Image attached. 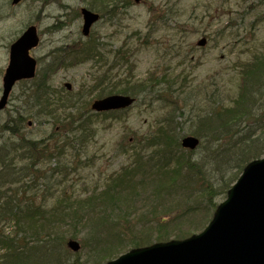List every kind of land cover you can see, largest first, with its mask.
Returning <instances> with one entry per match:
<instances>
[{"label": "trees", "instance_id": "obj_1", "mask_svg": "<svg viewBox=\"0 0 264 264\" xmlns=\"http://www.w3.org/2000/svg\"><path fill=\"white\" fill-rule=\"evenodd\" d=\"M101 47L91 38L73 53V59H102ZM258 49L234 69L240 74L236 90L216 82L211 91L201 92V101L198 93L194 95L197 102L189 114L172 97L183 87L174 80L167 84L153 78L154 73L144 80L127 77L122 86L100 90L97 96L130 93L139 101L147 100L154 110L176 104L180 111L168 112L157 133L136 138L138 144L126 149L132 162L104 184L80 194L64 188L58 195L38 190L49 177L41 172V165L67 149L78 152L77 145L81 148L85 139L96 137V118L116 112H92L93 89L56 90L49 79L64 59L53 58L34 84L23 90L22 114L1 126L0 264H83L81 252H71L66 244L82 228L85 247L90 242L100 264L130 247L186 237L204 228L218 206L216 199L226 197L247 163L264 155V47ZM127 50L119 46L111 52L113 66L129 64ZM27 116L40 123L52 121V131L45 138L27 137L22 132ZM185 130L201 140L195 150L182 147ZM177 193L183 196H174ZM141 196L147 202L137 207ZM192 196L196 208L188 204ZM172 197L188 205L166 207ZM156 206L164 210L155 212ZM192 217V229L186 228L184 221Z\"/></svg>", "mask_w": 264, "mask_h": 264}, {"label": "rangeland", "instance_id": "obj_2", "mask_svg": "<svg viewBox=\"0 0 264 264\" xmlns=\"http://www.w3.org/2000/svg\"><path fill=\"white\" fill-rule=\"evenodd\" d=\"M11 1L0 0V94L9 64L10 45L24 28L34 23L41 34L40 45L32 49L40 72L62 50L70 47L67 54L74 53L87 40L82 34V6H94L102 16L105 15L95 24L92 34L104 45V57L82 61L73 59V53L65 57L62 52L60 60L64 59V63L52 70L49 82L58 88L70 82L72 91L93 89L91 100L100 90L124 85L127 77L133 81L144 80L154 73L153 78L167 84L174 80L183 87L182 93L176 92L172 97L189 114L197 102L194 95L198 93L201 101V92L211 91L216 82L219 85L220 82L228 83L236 90L240 74L234 69L240 61L250 58L256 48L264 47V20H261L264 0H23L17 6ZM203 38L206 40L201 45L199 41ZM119 46L129 50L128 65L113 66L111 63V52ZM30 85V82H21L14 88L8 108L0 112V127L22 109L20 94ZM145 101L118 116H99L95 138L85 139L81 148L77 145L78 152L76 148L67 149L64 154L42 164L41 172L47 171L54 176L50 175L43 186L39 185L40 191L48 188L58 195L65 188L80 194L84 190L90 191L97 183L101 186L111 174L120 172L133 159L126 149L138 144L135 139L157 133L168 112L180 111L176 104L154 110ZM30 121L31 125L28 120L24 123L23 133L27 137L45 138L53 129L52 121L40 124L32 117ZM178 121L183 123L184 119ZM187 133L185 130L181 135ZM1 137L0 131V141ZM177 195L183 196L174 194ZM173 197L166 207L197 206L193 196L188 204ZM224 198V194L220 195L217 203ZM141 199L137 207L147 202L146 197L141 196ZM163 210L156 206L155 212ZM192 220L193 217L184 221L186 228L192 229ZM67 231L70 233L68 228ZM80 232L77 240L84 244L80 251L83 264H100L98 255L89 249L90 242L85 247L83 228Z\"/></svg>", "mask_w": 264, "mask_h": 264}, {"label": "water", "instance_id": "obj_3", "mask_svg": "<svg viewBox=\"0 0 264 264\" xmlns=\"http://www.w3.org/2000/svg\"><path fill=\"white\" fill-rule=\"evenodd\" d=\"M83 16V30L88 34L99 16L86 8H83ZM39 42L38 30L31 25L12 45L0 110L6 107L15 82L35 75L37 62L30 55V49ZM204 42L203 38L199 43ZM134 102L135 98L130 95H109L97 99L93 109L128 108ZM182 141L183 146L190 149H195L200 142L192 135L185 136ZM242 171L202 232L186 239L136 247L106 264H264V156L252 160ZM68 243L75 251L81 247L74 239Z\"/></svg>", "mask_w": 264, "mask_h": 264}]
</instances>
